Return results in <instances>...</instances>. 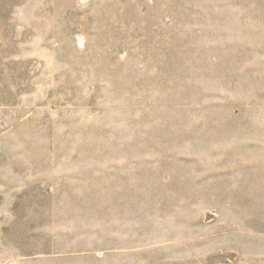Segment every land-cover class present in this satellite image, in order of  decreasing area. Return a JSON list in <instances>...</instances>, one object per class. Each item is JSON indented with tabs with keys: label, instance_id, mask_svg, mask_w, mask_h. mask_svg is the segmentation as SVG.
<instances>
[{
	"label": "rangeland",
	"instance_id": "obj_1",
	"mask_svg": "<svg viewBox=\"0 0 264 264\" xmlns=\"http://www.w3.org/2000/svg\"><path fill=\"white\" fill-rule=\"evenodd\" d=\"M0 264H264V0H0Z\"/></svg>",
	"mask_w": 264,
	"mask_h": 264
}]
</instances>
